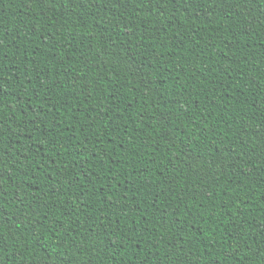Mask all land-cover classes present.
Returning a JSON list of instances; mask_svg holds the SVG:
<instances>
[{"label":"trees","instance_id":"trees-1","mask_svg":"<svg viewBox=\"0 0 264 264\" xmlns=\"http://www.w3.org/2000/svg\"><path fill=\"white\" fill-rule=\"evenodd\" d=\"M261 132L264 0H0V264H264Z\"/></svg>","mask_w":264,"mask_h":264},{"label":"snow or ice","instance_id":"snow-or-ice-1","mask_svg":"<svg viewBox=\"0 0 264 264\" xmlns=\"http://www.w3.org/2000/svg\"><path fill=\"white\" fill-rule=\"evenodd\" d=\"M130 35V34H129ZM143 66L141 65V68ZM141 69L138 68L137 71H140ZM258 135L261 138V144L264 145V132L258 133ZM198 139V138H197ZM246 143V142H245ZM256 146L253 144L252 148L254 149ZM192 148H195V145L192 146ZM235 156H239V153L234 154ZM252 155H255V153H252ZM260 156L261 160L255 162V166L261 169H264V147L260 149ZM241 160H243V157H240ZM220 164L221 166L224 167H230L235 164V160L229 161L228 159V152H222L221 153V159H220ZM188 164L190 168L199 174L201 171H205L208 168H212L216 164L215 158H208V159H203L201 154H194L193 151H189L188 153ZM4 249L0 248V252H3Z\"/></svg>","mask_w":264,"mask_h":264}]
</instances>
